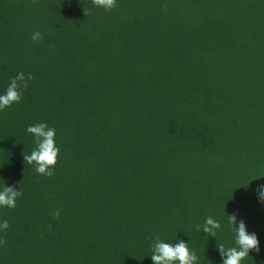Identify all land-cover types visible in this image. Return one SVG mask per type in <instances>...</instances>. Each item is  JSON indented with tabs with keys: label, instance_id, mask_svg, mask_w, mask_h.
Here are the masks:
<instances>
[{
	"label": "trees",
	"instance_id": "trees-1",
	"mask_svg": "<svg viewBox=\"0 0 264 264\" xmlns=\"http://www.w3.org/2000/svg\"><path fill=\"white\" fill-rule=\"evenodd\" d=\"M20 72L0 264H153L157 236L222 264L227 214L259 240L241 264H264V0H0V94ZM37 123L56 130L51 177L23 160ZM209 216L216 237L196 230Z\"/></svg>",
	"mask_w": 264,
	"mask_h": 264
},
{
	"label": "clouds",
	"instance_id": "clouds-1",
	"mask_svg": "<svg viewBox=\"0 0 264 264\" xmlns=\"http://www.w3.org/2000/svg\"><path fill=\"white\" fill-rule=\"evenodd\" d=\"M36 0H33L35 3ZM97 7H102L105 10H111L116 7V0H92ZM86 15V12H85ZM33 42H38L43 39L42 34L38 31L31 36ZM28 80L34 79L29 74ZM21 88H27L25 75L23 72L18 73L11 81L4 94H0V110L10 107L13 103H19L21 100ZM26 131L33 135L35 148L30 154H23V160L27 165H34V171L40 175L51 177L54 172V166L57 163L59 148L55 144L56 130L49 127L46 123H37L29 125ZM256 192L258 198L264 202V185H260ZM23 193L15 186H7L4 184L0 189V207L15 208L16 200ZM54 216H59V210L53 213ZM228 223L232 226L235 234V247H225L222 244H217L222 264H241V261L249 256L250 251L259 252V240L255 233H249L246 224L243 220L238 222L236 214H227ZM221 227V224L212 217H206L203 225H196V230L203 232L206 236L216 237V230ZM9 222L5 219L0 222V230H7ZM6 241L0 240V245ZM151 260L153 264H197L198 257L194 250H190L188 242L180 240L178 243L164 242L158 236L154 243L151 244Z\"/></svg>",
	"mask_w": 264,
	"mask_h": 264
}]
</instances>
